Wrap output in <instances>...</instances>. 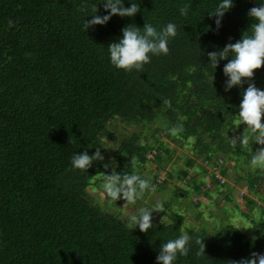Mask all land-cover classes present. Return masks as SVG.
<instances>
[{
	"label": "trees",
	"instance_id": "obj_1",
	"mask_svg": "<svg viewBox=\"0 0 264 264\" xmlns=\"http://www.w3.org/2000/svg\"><path fill=\"white\" fill-rule=\"evenodd\" d=\"M103 2L0 0V264H157L162 244L182 230L193 239L188 256L178 254L174 264H230L253 251L264 254V217L252 220L257 224L252 235L228 226L210 233L185 225L187 218L178 208L187 194L182 185L173 194L183 202L173 207L165 224L153 219L147 233L138 226L129 229L128 220L95 202L89 189L97 175L102 179L113 168L122 175L139 174L154 149L153 159L159 162V137L142 143L132 128L160 118L166 120L157 129L160 133L191 140L195 153L220 173L250 154L251 143L243 148L232 141L244 132L238 113L248 83L225 91L228 61L214 69L207 53L239 41L254 22L249 10L264 0H233L219 29L209 13L221 0H124L125 7L139 3L141 11L134 17L112 16L106 25L85 31L93 8L101 17L109 14ZM187 3L192 7L183 16L180 8ZM146 22L158 30L169 22L177 26L169 54H149L151 62L143 71L113 66L107 46L119 42L125 26L142 29ZM252 82L264 90V67L255 71ZM163 99H170L178 112L162 107ZM117 118L133 134H124L108 159L104 141H118L108 127ZM177 122L184 132L173 137L168 129ZM96 148L103 162L94 161L88 172L72 166L75 154L86 150L94 155ZM225 154L235 156L237 163L219 164ZM133 155L135 169L128 165ZM104 163L112 166L106 170ZM182 174L189 175L186 170ZM258 174L256 170L254 181H248L250 190L262 180ZM157 176L150 178L154 186ZM186 184L201 194L211 191L194 176ZM195 237L206 245L200 257Z\"/></svg>",
	"mask_w": 264,
	"mask_h": 264
},
{
	"label": "clouds",
	"instance_id": "obj_2",
	"mask_svg": "<svg viewBox=\"0 0 264 264\" xmlns=\"http://www.w3.org/2000/svg\"><path fill=\"white\" fill-rule=\"evenodd\" d=\"M103 4L109 14L101 17L96 14L98 10L93 8L95 14L91 16L90 20L86 19L84 22L85 31L95 25H106L112 16L134 17L141 11L140 4L135 2L131 3V7H125L124 0H104ZM191 7L190 3L184 4L180 8L181 15L186 16ZM233 7V0H221L217 7L209 13V16L216 18L217 29L221 26L225 13ZM248 15L254 22L248 31L242 33V38L239 41L229 42L222 50L208 52L207 55L210 60L209 65L214 69L218 67L221 60L228 61L223 69L225 76L228 77L225 82V91H230L235 86L243 87L245 82L248 83L247 89L242 93L243 99L239 105L238 113L239 125L244 124L246 128L242 135L232 138V141L233 143L239 141L243 148H247L250 143L260 145L261 147L252 155L250 165L253 169L264 170V90L259 89L252 82L255 71L264 67V4L251 8ZM11 24L12 22L9 21L10 26ZM249 31H251V34H249ZM122 33L119 42H111L107 48L110 53L111 64L127 72L133 70L143 71L144 65L151 62L149 54L156 56L168 55L169 40L178 34L177 26L172 22H169L160 30L147 22L142 29L135 24H130L122 29ZM230 56L231 59H229ZM162 101V107L178 112V109L173 108L170 99H163ZM168 131L173 137L178 136L184 132V125L177 122ZM94 161H104L100 148H96L94 155H89L86 150L75 154L71 163L75 169L88 172ZM218 161L222 165L224 158H219ZM129 164L133 169L136 168L137 159L135 155L131 157ZM213 165L217 167L212 162L208 165V176L210 177L208 183L210 180H214ZM111 166L109 163H104L106 170ZM217 173H220L219 170ZM220 174L224 175L223 173ZM217 179L221 183L226 182L224 177V182L221 181V178ZM102 180L103 192L107 198L111 201L123 199L126 201L124 208L130 204H135L138 199L144 196L146 191H155V186L150 179H145L135 172L122 175L118 174L113 168L111 174L103 173ZM153 212H165L163 203L157 202L155 207L151 209L148 207L140 208L138 214L129 217L127 227L135 229L138 226L140 231L147 233L153 227ZM166 219L167 215L161 219L160 223L165 224ZM192 239L193 237L182 230L178 238L163 243L157 256V264H174L178 254L188 256ZM195 244L199 246L196 256L205 255L206 245L204 239L195 237ZM230 264H264V254L253 251L248 258H242L239 261L233 260L230 261Z\"/></svg>",
	"mask_w": 264,
	"mask_h": 264
},
{
	"label": "rangeland",
	"instance_id": "obj_3",
	"mask_svg": "<svg viewBox=\"0 0 264 264\" xmlns=\"http://www.w3.org/2000/svg\"><path fill=\"white\" fill-rule=\"evenodd\" d=\"M165 121L160 118L156 123L151 125L149 123L145 127L136 126L132 128L133 131L140 133L142 143L153 142L157 136L159 137L157 144L163 148L161 160L157 162V160L150 158L144 164V169L139 172L145 179L153 178L155 173H159V176L155 177L157 181L155 191H146L144 196L138 199L135 204H130L124 208L123 206L126 201L123 199L111 201L107 198L102 188L103 180L99 179L100 175H97L94 178V183L89 185L94 201L99 202L101 205L104 204L105 209L120 215L125 220H129V217L133 214H138V210L142 207L151 209L155 207L157 202H162L166 209L165 212H162V214L160 212H154L153 219H162L167 215L166 221L170 219L173 207L184 201V204L178 205V208L182 209V212L186 216L187 221L185 225L188 227L192 226L196 229L198 227L205 228L210 233H217L222 227L228 226L244 231L249 235L254 234L256 223L260 222L264 217V200L262 199V197L264 198V170L259 168L253 169L250 161L254 152L261 146L253 143L248 149V153L250 154L240 158L236 168L228 166L226 168L227 172L223 173L224 175L216 173L218 178L224 177L226 181L224 186L219 188L216 185L222 184L219 180H210L208 183L210 178L208 176V165H210V162L202 160L195 153V147L191 140L182 141L178 138L171 139L165 134L160 133V130H157L158 127L161 128L165 124ZM121 122L117 118L108 125L110 130L118 135L117 142H112L105 138L104 143L109 152L107 153L109 154L108 159L112 158V153L118 146V142L124 138V134H133V131L129 130ZM166 148L168 151H166ZM223 158L222 166L237 163L235 156L231 155V157H227L225 154ZM183 170H186L189 175H183ZM256 170H259L258 176L262 180H259L257 185H255V190H250L248 188V181H254L253 175H255ZM191 176L196 178V182L203 179L206 182V187H210L211 189L209 194H201V192L195 189L193 190L194 187L189 188L186 183ZM158 179H162V181H158ZM179 185H182L187 191V194L181 197L183 201L178 200V197H175L173 194L175 193L174 187ZM256 190L261 192L260 196L257 195ZM229 194H232V198H227ZM244 195L251 199L252 203L248 205L247 201L249 200L244 198ZM197 200L201 201L202 204L197 205ZM253 219L256 220V223L252 222Z\"/></svg>",
	"mask_w": 264,
	"mask_h": 264
},
{
	"label": "built area",
	"instance_id": "obj_4",
	"mask_svg": "<svg viewBox=\"0 0 264 264\" xmlns=\"http://www.w3.org/2000/svg\"><path fill=\"white\" fill-rule=\"evenodd\" d=\"M156 152H157L156 149H154V150L152 151V153L149 154V156L154 157V155H155ZM212 170L215 171V173H214V174H215V177L218 178V177L216 176V173L218 172L217 167L213 165ZM158 181H162V179H158ZM221 181L224 182V179L221 178Z\"/></svg>",
	"mask_w": 264,
	"mask_h": 264
}]
</instances>
